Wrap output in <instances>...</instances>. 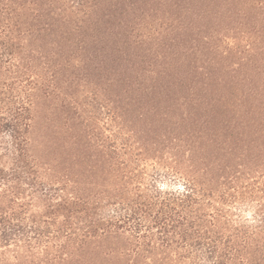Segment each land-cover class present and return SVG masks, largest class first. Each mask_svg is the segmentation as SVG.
<instances>
[{"label":"trees","instance_id":"1","mask_svg":"<svg viewBox=\"0 0 264 264\" xmlns=\"http://www.w3.org/2000/svg\"><path fill=\"white\" fill-rule=\"evenodd\" d=\"M88 4L0 0L1 264H264V152L218 161L186 118L145 134L113 105L97 141L102 99L67 97L61 74L82 61L59 38L79 33ZM47 100L77 114L51 134Z\"/></svg>","mask_w":264,"mask_h":264},{"label":"rangeland","instance_id":"2","mask_svg":"<svg viewBox=\"0 0 264 264\" xmlns=\"http://www.w3.org/2000/svg\"><path fill=\"white\" fill-rule=\"evenodd\" d=\"M87 2L92 15H79V33L59 38L82 62L60 78L69 99H102L105 108H91L97 141L114 129L113 105L127 130L145 134L178 131L186 118L187 128L208 136L207 151L218 161L245 146L264 152V11L253 1ZM75 112L47 100L40 126L51 134Z\"/></svg>","mask_w":264,"mask_h":264}]
</instances>
